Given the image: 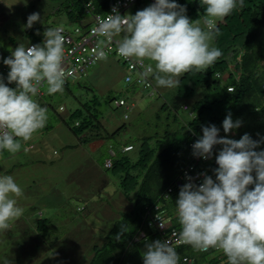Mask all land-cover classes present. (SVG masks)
Here are the masks:
<instances>
[{
    "label": "clouds",
    "instance_id": "9594fccd",
    "mask_svg": "<svg viewBox=\"0 0 264 264\" xmlns=\"http://www.w3.org/2000/svg\"><path fill=\"white\" fill-rule=\"evenodd\" d=\"M148 2V6L134 14L123 12L122 15L113 7L111 13L115 14L103 18L93 30L94 35L110 40L125 33L116 52L124 60L135 58L145 66L148 65L144 60L153 62L158 73L155 76L157 87L174 88L185 73L206 72L219 59L222 55L220 49L211 45L214 34L219 31L217 21L232 13L238 0H201L205 10L204 27L200 26V21L189 18L186 5L177 3V0ZM239 4L242 6L243 0H239ZM89 7L88 2L84 11L86 16L79 25L82 30L90 22ZM39 20L40 14L33 12L28 15L23 28L32 29L34 22ZM62 32L61 27L48 28L42 45H18L10 56L2 58L9 71L0 72V151L17 153L22 147L21 142L31 140L34 133L46 126L47 109L36 101L42 95L41 87L47 84L49 95L62 93L64 84L84 75L64 82L62 62L66 38ZM36 34L40 35L38 29ZM94 55L97 61L107 60V53L102 50ZM150 72L149 67L144 73L147 86L130 78L125 82L132 81L134 86L146 90L151 87ZM126 75L129 74L124 77ZM13 84L14 87L9 86ZM119 100L124 104L118 105ZM114 104L128 109L122 98L115 100ZM241 124L240 119L233 121L229 112L222 121L223 132L234 134ZM201 132L202 135L191 145L192 155L205 162L214 156L215 168L211 171L215 178L204 169L192 170V165L188 164L183 168V179L176 183L181 186L172 214L168 215L162 207L167 203L172 187L163 192L164 203L161 201L146 209L142 228L152 231L156 238L146 245L143 264H182L183 257L191 259L194 264L191 256L178 252L183 245L199 252L209 251V257L215 258L216 264H264V148H261L264 138L253 139L247 132L239 139L221 136L220 128L215 124L201 125ZM119 149L124 152L132 147L123 145ZM110 150L108 148V154L112 155ZM105 160L110 163V157L103 159V166ZM185 170L190 176H185ZM194 173L197 174L192 177ZM197 179H200L199 183H196ZM22 195V188L11 175L0 176V232L8 231L23 215L24 210L17 205L16 199ZM176 216L181 225L180 232L172 226ZM172 232L179 242L167 241ZM78 252L82 251L75 250L71 256ZM79 258L81 260L75 264L82 261L87 264L90 254Z\"/></svg>",
    "mask_w": 264,
    "mask_h": 264
},
{
    "label": "rangeland",
    "instance_id": "374dc122",
    "mask_svg": "<svg viewBox=\"0 0 264 264\" xmlns=\"http://www.w3.org/2000/svg\"><path fill=\"white\" fill-rule=\"evenodd\" d=\"M65 1L0 0L1 73L4 69L9 71L2 58L10 56L18 45H27L23 38L17 37L25 30L23 26L29 14H40V20L33 24L34 30L38 29L40 34L44 28L61 27L71 32L79 27L80 22H70L66 18ZM148 5V1L140 2L125 9L124 14H134ZM203 19L196 20L200 21L201 27H204ZM9 35L17 39L16 44L5 42ZM124 35L123 32L115 35V40L121 43ZM143 62L151 69L152 86L146 90L134 86L132 81H124L126 73L132 79L136 74L134 70H128L113 51L107 55L106 61L98 60L83 76L69 81L63 86L62 93L49 95L47 84L40 88L42 95L35 100L47 109L46 126L34 133L31 140L21 142L22 147L17 153L0 151V176L11 175L22 188L23 195L16 199L17 205L24 210L23 215L12 223L15 226L10 227L9 232H0L1 264H75L81 260L79 257L88 256L89 245L104 240L103 236L114 220L133 208L136 193L131 191L123 196L117 184L118 172L100 166L108 156L109 146L117 151L120 145L129 143L133 148L125 154L136 159L141 138L152 136L147 143L152 147L157 139H162L160 131L166 119L169 121L175 116L177 121L186 120L189 116L181 105L190 106L196 99L195 95L187 99L180 97L176 87H157L155 64L148 60ZM119 98L125 101L128 109L114 104ZM84 102L88 105L95 103L98 120L109 131L121 124L123 127L105 141L96 140V145L80 143L79 135L69 129L80 117H69L73 109ZM162 103H166L163 109L160 108ZM167 124L170 128L178 126L171 121ZM154 133L156 137H153ZM168 142L169 138H164L161 144ZM37 217L50 219L48 225L54 229L47 237L46 249L37 240L42 234L35 231L32 222ZM73 250L82 252L75 253L73 260L65 263Z\"/></svg>",
    "mask_w": 264,
    "mask_h": 264
},
{
    "label": "trees",
    "instance_id": "16d2710c",
    "mask_svg": "<svg viewBox=\"0 0 264 264\" xmlns=\"http://www.w3.org/2000/svg\"><path fill=\"white\" fill-rule=\"evenodd\" d=\"M143 1L147 0H137L136 5ZM88 2L91 13L103 15L109 10L113 0H66L64 11L68 21L81 22L86 16L84 11ZM177 3L186 5V14L193 21L205 16L201 0H177ZM217 27L219 31L214 34L212 46L219 48L222 55L206 72L191 71L179 78L177 94L186 99L195 95L196 99L190 106L186 103L181 105L189 118L177 121V118L172 116V120L166 119L160 137L169 138V142L163 145L162 139L159 138L151 147L147 143L152 136H143L139 154L133 160L125 154L128 151L119 149L120 146L117 151L109 146L113 152L112 155L108 154L110 163L103 166L102 160L100 166L105 170L118 172L117 184L123 196L131 191L136 195L133 208L112 222L103 236L104 240L100 244L89 245L87 249L90 258L87 264H143V251L146 250V245L156 238L152 231L142 228L141 222L146 209H151L152 205L158 202L164 203L162 194L167 187H172L167 203L162 206L168 215L172 214L181 186L176 183L183 179V168L188 164L192 165V170L204 169L215 178L211 171L215 168L214 156L205 162L192 155L191 145L202 135L201 125L215 124L220 128L219 135H229L233 139H239L245 132L253 139L264 138V0H243L242 6L238 0V6L232 13L217 21ZM47 29L44 28L40 35L36 34L33 27L25 29L17 38H23L28 44L42 45ZM5 42L14 45L17 39L9 35L5 37ZM165 105L166 103H162L160 108L163 109ZM229 112L233 121H242L241 127L236 129L234 134H225L222 129V121ZM98 116L94 102L89 105L80 103V107L70 113L69 118L80 117L74 126L69 127L73 134L79 135L80 143L105 141L123 127L121 124L108 131L98 120ZM170 121L178 123V126L168 127L167 123ZM153 137H156V133ZM122 145H130L133 148L129 143ZM219 147L216 146L217 149ZM261 148H264V143ZM32 222L35 231L42 232L37 240L46 249L47 237L54 231L53 227L48 225L50 219L37 217ZM14 226L12 224L11 228ZM172 226L181 231L177 216L173 218ZM177 250L183 255L191 256L194 264L217 263L215 258L209 257V251L199 252L189 245H183ZM72 260V256H69V262Z\"/></svg>",
    "mask_w": 264,
    "mask_h": 264
},
{
    "label": "built area",
    "instance_id": "2783aa9c",
    "mask_svg": "<svg viewBox=\"0 0 264 264\" xmlns=\"http://www.w3.org/2000/svg\"><path fill=\"white\" fill-rule=\"evenodd\" d=\"M135 1L136 0H113L111 6L109 7V10L105 14L101 15L99 13H90V22L85 30H82L80 27H75V29L71 32H66L65 30H63L62 35H64L66 38L64 60L62 62V67L64 68V82L83 75L85 69L97 61L94 55L95 52L102 50L108 55L111 51H113L118 55V53L116 52V48L118 47L119 43L117 40H115L114 36L109 40L106 37L95 36L93 30L98 27L100 21L103 18L111 13L113 7H116L118 9V12L123 15L124 10L127 9ZM148 1H150V3L154 2V0ZM89 9H91V7H89ZM111 14L114 15L115 13ZM121 60L128 70H134L137 72V75L134 79H132L131 76L126 75L124 77L125 81H129L128 78H130L137 84L142 83L144 86L148 85V81L144 79V73L148 72L149 70L148 66L143 65L141 62L133 58H130L128 60H124L123 58H121ZM42 84L43 82L38 85V91ZM117 104L123 105L124 103L122 100H119ZM108 165L109 161L105 160L104 166ZM187 173L188 171L185 170V176ZM196 174L197 173L192 174V177H195ZM199 182L200 179H197L196 183ZM167 241L169 243L179 242V239L176 234L172 232L171 237ZM192 263L193 262L191 261V259L186 257L182 258V264Z\"/></svg>",
    "mask_w": 264,
    "mask_h": 264
},
{
    "label": "crops",
    "instance_id": "0c3cea01",
    "mask_svg": "<svg viewBox=\"0 0 264 264\" xmlns=\"http://www.w3.org/2000/svg\"><path fill=\"white\" fill-rule=\"evenodd\" d=\"M124 81H125V79H124ZM104 128L106 129V127H104ZM106 130H108V129H106ZM95 143H96L95 140L92 141V142H89V144H92V145H93V144L96 145ZM99 144H100V143H99ZM99 144H97V147L99 146ZM122 146H123V145H120V147H122ZM120 147H119V148H120Z\"/></svg>",
    "mask_w": 264,
    "mask_h": 264
},
{
    "label": "bare ground",
    "instance_id": "6f19581e",
    "mask_svg": "<svg viewBox=\"0 0 264 264\" xmlns=\"http://www.w3.org/2000/svg\"><path fill=\"white\" fill-rule=\"evenodd\" d=\"M113 153V152H112Z\"/></svg>",
    "mask_w": 264,
    "mask_h": 264
}]
</instances>
